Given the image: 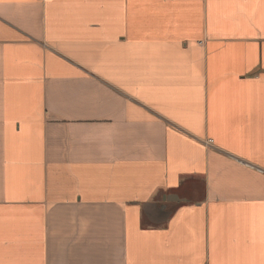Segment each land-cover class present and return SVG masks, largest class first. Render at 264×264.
<instances>
[{"label":"crops","instance_id":"obj_1","mask_svg":"<svg viewBox=\"0 0 264 264\" xmlns=\"http://www.w3.org/2000/svg\"><path fill=\"white\" fill-rule=\"evenodd\" d=\"M0 264H264V0H0Z\"/></svg>","mask_w":264,"mask_h":264}]
</instances>
